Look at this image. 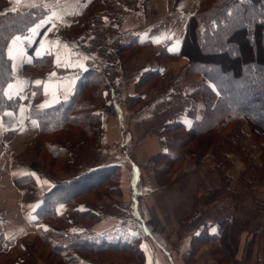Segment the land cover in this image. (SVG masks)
<instances>
[{
	"label": "crops",
	"instance_id": "1",
	"mask_svg": "<svg viewBox=\"0 0 264 264\" xmlns=\"http://www.w3.org/2000/svg\"><path fill=\"white\" fill-rule=\"evenodd\" d=\"M78 1L6 0L0 6V14L25 12L34 5L48 10L26 34L14 35L5 50L13 79L4 95L19 99V104L0 113V252L17 246L22 253H16L15 264H40L24 251L40 230L52 228L34 214L43 195L56 181L65 183L87 170L116 166L121 194L78 207L101 216L90 228L100 237L93 241L91 237V242H131L137 245L142 264H177L174 261L190 255L195 259L192 264H212L216 253L226 255L225 246L233 249V259L243 260L244 244H250V264H264V182L238 185L239 161H234V175L231 169L227 172L229 190L238 195L236 203L225 196L205 204L210 191L220 185L210 157L195 167L182 151L171 159L172 164L181 162L180 168L165 172L174 173L171 179L177 177V181L165 186L155 176L156 159L171 155L165 126L177 123L182 131L192 126L190 94L202 79L186 77V57L168 55L180 50L186 22L200 0H147V16L138 27L123 31L133 35L137 44L131 48L132 57L120 65L119 91L104 94L105 104L112 108L101 109L99 149L84 143L70 153L66 168L55 167L53 172L33 152H25L39 134L37 122L28 117V107L45 109L67 100L77 72L85 69V57L75 53L76 45L66 35L85 5ZM57 69L70 72L60 75ZM246 144L252 151V144ZM24 177H33L36 185L27 194L15 184ZM194 209L198 214L190 219ZM121 222L123 235L108 234ZM23 242L26 245L21 246Z\"/></svg>",
	"mask_w": 264,
	"mask_h": 264
},
{
	"label": "trees",
	"instance_id": "2",
	"mask_svg": "<svg viewBox=\"0 0 264 264\" xmlns=\"http://www.w3.org/2000/svg\"><path fill=\"white\" fill-rule=\"evenodd\" d=\"M3 2L4 0H0V6L4 5ZM144 2L145 0H94L78 17L79 20L73 27L68 29L74 39L84 35L82 32L90 31V42L100 40L103 49L105 43L112 41V50L109 48L108 54L104 55L103 50H100L101 58H105L107 65L112 68L106 69L109 77H105L102 71L94 70L91 63H87V69L78 75L74 91L67 100L45 109H38L32 104L28 107V117L38 124L37 151L45 162L57 163L64 168L72 146L82 140L91 141L94 146L97 144L99 114L91 108L82 109L85 113L79 114L81 107L86 108L88 105L83 92L93 89L92 97L97 98L95 94L99 87L101 90L112 91V80L117 75L113 63L120 62L122 53L137 44L133 35L122 33L125 17L130 11L142 9ZM43 14L39 7H32L23 13L0 14V113L8 109L14 110L19 103V99H7L4 95L5 87L13 79L10 60L5 53L6 45L14 35L26 34ZM103 19H107L105 24L102 23ZM168 56L171 59L186 57V77L202 79L201 84L190 94L192 104L188 114L193 118L190 129L182 131L177 123L165 126L168 148L178 147L182 149L181 152L190 153L196 164H200L206 156L213 155L218 162L215 170L220 174V185L210 191V197L231 196L229 178L224 174L228 167L225 166L227 161L223 167L221 156L232 151L243 158L239 140L240 126L245 123L260 151L261 165L255 172L264 177V0H200L198 9L186 22L180 50ZM198 113L201 115L198 116ZM70 127L72 129L68 131ZM117 170L116 166L97 168L76 179L55 184V187L43 195L40 206L34 212L38 221L57 222L66 213L80 218H93L94 215L89 211L71 208L77 199L91 196L95 189L106 186L112 174L115 175V181L112 186L109 183L108 189L116 191ZM15 184L32 191L35 186L32 177L16 180ZM39 233V242L50 248L59 260L64 255L63 264L74 263V252L77 250L92 254L111 250L132 253L138 251L137 245L134 251H130L132 247L120 246L117 242H90L78 240L77 236L60 234L63 241L57 246L47 243L44 235L40 236ZM14 249L22 253L19 247ZM10 252H0V255L11 256ZM138 253L140 254L139 251ZM141 261L142 257L139 256V264ZM14 262L13 258L7 259L5 264ZM74 264L96 263L76 261Z\"/></svg>",
	"mask_w": 264,
	"mask_h": 264
},
{
	"label": "rangeland",
	"instance_id": "3",
	"mask_svg": "<svg viewBox=\"0 0 264 264\" xmlns=\"http://www.w3.org/2000/svg\"><path fill=\"white\" fill-rule=\"evenodd\" d=\"M37 3L39 0H35ZM61 1V0H60ZM94 0H90L87 2V0H79L78 2H81V4H85L82 12L79 14V16L85 11L86 7L91 4ZM146 1L144 2L143 8L137 10V11H130L129 14H127V16L125 17V22L123 24L122 27V33H124L123 31H129L130 29H133V27H138L140 22L144 19L145 16H147V8H146ZM6 3V0H4L3 4ZM14 5V4H13ZM32 7H39L41 8V10L43 11V15L48 13V10L39 6V5H34ZM31 7V8H32ZM30 9V8H29ZM27 9V10H29ZM26 10V11H27ZM25 11V12H26ZM12 12H16V11H12ZM20 13H23L22 11H18ZM8 13V12H6ZM78 16V17H79ZM42 17V16H41ZM43 18V17H42ZM41 18V19H42ZM41 19H38L37 21H41ZM78 19V18H77ZM76 21L71 24L67 30H66V35L68 38H70L74 44L76 45V49H75V53H80L83 55V57H85V69L84 70H80L77 72L76 76L78 77V75H80L81 72L85 71L88 67L87 63H91L92 68H94V70H99L102 71L103 75H105V77H109L107 74V68H112V66H108L107 65V61L105 58H101L102 53L100 52V50H103V54L106 55L109 53V48L110 51L112 50V41H108L107 43H105V47L104 49L101 47V41L98 40L97 42H90V38L92 37L90 34V31H84L82 32L84 35H81L78 39H74L70 36V32L68 29H70L71 27H73V25L77 22ZM79 20V19H78ZM36 21V22H37ZM107 21V19H103V24H105ZM69 32V33H68ZM86 33V34H85ZM118 33V31H117ZM119 33L121 35H123L120 31ZM86 35V36H85ZM122 38V37H119ZM117 39V38H116ZM100 45V46H99ZM99 46V47H98ZM111 54L113 52H110ZM121 60L120 62L116 61L113 63L115 70L117 71V75L115 77V80L113 79V83H112V91H107V90H101V88L99 87V89H97L96 94L97 98H93L92 97V91L93 89H86L83 92L84 100L88 101V105L86 108L81 107V111L79 114H83L85 112H83L84 110L82 109H92V111H94L95 113L99 114V131H98V142L97 144L94 146V144L91 141H87V140H82L79 141L76 145L72 146L69 149V158L68 161L65 163V167H67L68 163L70 162V153H72L76 148H78V146L84 144V143H88L91 145V147L95 150L100 148V141H101V109L102 110H108L111 111V105H106L105 101H104V94H108V95H115L118 91H119V71H120V65H122L123 62L128 61L131 57H132V50H127L126 52L122 53L121 55ZM106 57V56H105ZM176 60V59H175ZM70 72L69 69H61L60 71H58V73L60 75L62 74H66ZM193 78V77H190ZM153 83H155V80H151ZM74 91V90H73ZM191 98V96H190ZM114 99V97L112 98V100ZM19 104V103H18ZM17 104V106H18ZM58 104V103H57ZM191 104H192V99H191ZM16 106V108H17ZM15 108V109H16ZM14 109V110H15ZM8 110H13V109H8ZM6 111V110H5ZM4 112V111H3ZM198 116H200L201 114L198 113ZM192 119V124H193V118L190 117ZM72 128L70 127L69 129H67L68 131L71 130ZM239 129V128H238ZM185 133V132H182ZM240 133H241V137L239 140V147L240 150L242 151L243 154V158L240 157L238 155V153L232 152V151H228L227 153H223V155L221 156L223 158V164L222 166L224 167V163L225 161H227V163H225V166L227 167V170L225 171V175L226 177L229 178V175H227V172L231 169L232 173L234 175V161H239V166L241 165V171L238 177V185H241L243 187L245 186H250L253 182V180H258L259 182H264V177L258 175L255 171L257 169L260 168L261 165V156H260V151L258 149V147L255 145L251 133H250V129L249 126L245 123H242L240 126ZM38 138H39V134H38ZM38 138L36 140L35 143L30 144L26 147L25 152H33L34 153V157L36 158V160H40V162H42L45 166H50L51 172H53V168H58L60 170H63L64 168L62 166H59L57 163H51L49 164L48 162H45L43 160V158L41 156H39L38 151H37V143H38ZM246 143H250L253 146V150L255 149V157H251L252 156V151L249 149L248 145ZM245 149V150H244ZM180 148H174V149H170V154L171 155H165L164 157L160 156L156 159V161L154 162L156 169H155V176L156 179H158L160 181L161 184H165V186L169 185V184H173L175 181H177V177L171 179V176L174 173H169L167 172V174L165 173L166 171L170 170L173 168V171H176L180 168L181 166V162L178 163H173L171 159H173L174 157H177L178 155H180L181 153ZM188 153V152H187ZM186 153V154H187ZM190 155V159L192 161V163L194 164L195 167H199L202 165V163L205 161L206 158L210 157L213 161V167H212V172L218 174L219 178H220V174L218 171H216L215 169L217 168L218 162L216 161L215 157L213 155H208L206 156L203 161L200 164H196L194 162V160L192 159V156L190 153H188ZM254 154V153H253ZM229 163V165H228ZM175 164V165H174ZM157 167H159L157 169ZM90 171V170H87ZM85 171V172H87ZM84 172V173H85ZM83 173V174H84ZM164 173L166 174V178H164ZM82 174V175H83ZM52 175V174H51ZM115 176V175H114ZM114 176L113 174L109 176V181L106 184V186L102 187V188H97L93 191V195L89 196L86 195L82 198L77 199L76 203L72 206L71 209L76 208L79 211H89L90 213H92L93 218L91 217H83L80 218L75 214H66L61 218V219H57V222H51L48 220H45L48 222V224L52 227L50 230H40L39 234L44 235V239L45 241L50 242L52 244L55 245H60V243H62V239L60 238V235L63 236H77L78 240H88L91 242V237L92 241L95 240L97 237H100L99 235H94L91 233L90 228L92 226H94L97 222H99L101 220V216L97 215L93 212H91L88 209H78V207L80 206V204H88V205H94L95 203L99 202L102 198L104 197H116L119 196L122 192V188H121V182H120V168L118 167L117 170V184H118V189L116 191H110L108 189V185L110 183V185L112 186L114 184ZM33 179V177H32ZM164 179H167V181H163ZM34 180V179H33ZM68 182V181H67ZM60 183L58 181H56L54 183L57 184ZM230 183V180L229 182ZM160 184V186H161ZM167 184V185H166ZM34 185H35V180H34ZM36 185L34 186L35 189ZM55 187V186H54ZM219 187V185H218ZM216 187V188H218ZM26 194L30 193L32 190L30 188H24ZM50 191V190H49ZM238 197V195L234 194V192L231 193L230 196V200H236V198ZM221 198V197H220ZM218 198L216 197H210V194L208 196V198L206 199L207 201L205 202V204H211L212 202H214L215 200H217ZM235 203L237 201H234ZM233 202V203H234ZM75 206V207H74ZM196 214H198V212L194 209L192 211H190V219L195 216ZM199 214H202V211L199 212ZM66 217V218H65ZM119 228V229H118ZM52 235H49V234ZM108 234H116L119 235V237L121 235H123V225L122 222L120 223V226L109 231ZM107 235V234H106ZM123 239V237L121 238ZM101 240V239H100ZM115 243V242H114ZM22 244V243H21ZM117 244H119L120 246L123 245H127L130 246L132 248H130V251H134L135 245L131 242H122V241H118ZM26 245L24 242L21 246ZM30 247L24 251L26 254H28V252H30L31 257L36 261L39 262L40 264H63V260L64 255L61 257V259L59 260L56 255L53 254V252H51L52 250H50V248H48L47 246H45L43 243L41 244L38 240L37 235L34 237L32 243L29 245ZM212 247H215L212 245ZM12 253L11 256L9 255H0V262L2 264H5L7 259H12L13 261L15 259L16 256V252L14 248H12L10 250ZM225 251H227L225 254L226 255H218L217 253L215 255H213V259H212V264H237V263H241V264H250V251H251V245L250 244H244V253L246 254V257H244L243 260H235L232 258V254H233V249H229L228 246H225ZM193 252V251H192ZM192 254V253H191ZM29 255V254H28ZM75 255V259L74 263L77 262H95L96 264H107L109 262H114V264H139V256L142 257L141 254L138 253V251L132 253V252H121L118 250H111V251H104L100 254H92L89 252H85L82 250H77L74 252ZM77 255V256H76ZM83 258V259H82ZM16 260V259H15ZM194 258L192 257V255L188 256L187 258L183 259V260H178V261H174L177 262V264H192L194 262ZM21 262V261H20ZM170 262L169 260L166 261V263ZM74 263H70V264H74ZM143 263V259L141 261V264ZM15 264V262H14ZM22 264V263H21Z\"/></svg>",
	"mask_w": 264,
	"mask_h": 264
}]
</instances>
